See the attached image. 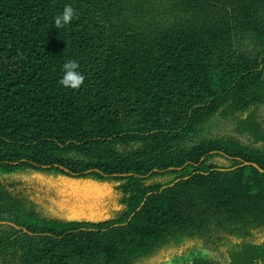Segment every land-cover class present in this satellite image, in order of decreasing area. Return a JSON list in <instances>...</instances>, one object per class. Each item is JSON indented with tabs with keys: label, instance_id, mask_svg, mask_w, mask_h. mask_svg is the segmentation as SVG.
Listing matches in <instances>:
<instances>
[{
	"label": "trees",
	"instance_id": "trees-1",
	"mask_svg": "<svg viewBox=\"0 0 264 264\" xmlns=\"http://www.w3.org/2000/svg\"><path fill=\"white\" fill-rule=\"evenodd\" d=\"M263 71L264 0H0V264H264ZM47 173L121 208L59 217Z\"/></svg>",
	"mask_w": 264,
	"mask_h": 264
},
{
	"label": "water",
	"instance_id": "water-1",
	"mask_svg": "<svg viewBox=\"0 0 264 264\" xmlns=\"http://www.w3.org/2000/svg\"><path fill=\"white\" fill-rule=\"evenodd\" d=\"M243 164L256 167L252 163ZM58 182L55 185L59 187V199H52L51 203L57 207L58 211H65L66 220L96 223L108 218L107 209L102 214L100 209L113 198L111 185L91 180L63 179L60 183ZM100 216L102 218H98Z\"/></svg>",
	"mask_w": 264,
	"mask_h": 264
},
{
	"label": "clouds",
	"instance_id": "clouds-1",
	"mask_svg": "<svg viewBox=\"0 0 264 264\" xmlns=\"http://www.w3.org/2000/svg\"><path fill=\"white\" fill-rule=\"evenodd\" d=\"M76 16V10L69 4L67 6L64 7L63 11L61 14L57 15L54 17V25L56 28H63L66 25H68ZM80 67L79 63L75 60H69L66 63L63 64L62 66V70H63V76L62 78L58 81V83L65 87V88H71V89H79L85 80V76L83 74H81V72L78 70ZM262 86V83H261ZM234 119H232L233 121ZM245 163V162H244ZM33 174L29 175V179ZM58 177L56 178V183H60L61 180L63 179H72V180H91V181H95L97 183H104L103 181L105 180H94V179H85V178H75L70 176H65L62 174H58ZM39 180H41L42 177H37ZM105 178V176H104ZM109 185H111L112 181H108ZM54 183V185L56 184ZM111 183V184H110ZM116 184V183H115ZM113 185V184H112ZM115 186V185H113ZM112 191H113V187H112ZM57 193H58V189H57ZM115 197V198H114ZM117 195L116 193H113V198L111 200H109L106 204V206H108L113 199H116ZM120 206L118 205V198H117V202L116 204L113 203L112 209L113 211H119L120 210ZM111 214H108V218L111 217ZM107 218V219H108ZM105 219V220H107ZM105 220L99 221V222H103ZM87 222V221H86ZM98 223V222H96Z\"/></svg>",
	"mask_w": 264,
	"mask_h": 264
},
{
	"label": "flooded vegetation",
	"instance_id": "flooded-vegetation-1",
	"mask_svg": "<svg viewBox=\"0 0 264 264\" xmlns=\"http://www.w3.org/2000/svg\"><path fill=\"white\" fill-rule=\"evenodd\" d=\"M57 177H58L57 175H55V176L51 175V177H48V175H46L44 177V181H45V183H49V184H48V186H43L42 184L39 183L40 184V187H42L40 189V193L43 194V197L44 198H47V199L50 200L49 206H50L51 211H53L55 213L57 212L62 217H65V215H66L65 211H63V210L62 211H58L57 210V207L53 203H51V200L52 199H55V200H58L59 199V196H58V193H57V189H59V187L56 186V185H54V183H56V178ZM103 182L109 184L108 180H105ZM111 186L113 187V193H116L115 192V189H114L115 186H113L112 184H111ZM116 202H117V197H116V199H113L112 202L108 206H104L102 209H100V213L102 214L103 212H105V209H107L106 213L112 214L113 213L112 206H113V203L116 204ZM98 218H102V216H100Z\"/></svg>",
	"mask_w": 264,
	"mask_h": 264
},
{
	"label": "rangeland",
	"instance_id": "rangeland-1",
	"mask_svg": "<svg viewBox=\"0 0 264 264\" xmlns=\"http://www.w3.org/2000/svg\"><path fill=\"white\" fill-rule=\"evenodd\" d=\"M261 78H262V86L264 87V71L262 73ZM256 114H257V122L256 123H257L259 129L262 130V138H263L262 144H264V132H263L264 131V105L259 107ZM259 144H261V143H259ZM46 175H48V177H51L52 173H47ZM111 183L116 186V184L114 182H111ZM56 215H58L59 217L61 216L57 212H56ZM196 245H197L196 242H193V241L188 243V247H190V248H195ZM213 254H216V253H213ZM216 255H219V254H216Z\"/></svg>",
	"mask_w": 264,
	"mask_h": 264
}]
</instances>
